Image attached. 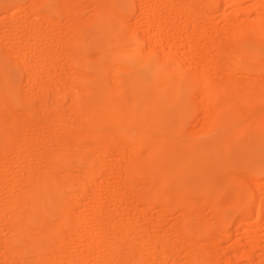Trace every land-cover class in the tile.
<instances>
[{
  "label": "bare ground",
  "instance_id": "6f19581e",
  "mask_svg": "<svg viewBox=\"0 0 264 264\" xmlns=\"http://www.w3.org/2000/svg\"><path fill=\"white\" fill-rule=\"evenodd\" d=\"M182 1L90 0L88 19L79 18V0H24L10 17L9 8L0 11V27L28 40L14 51L17 61L5 52L14 39L5 35L8 43L0 45V184L13 192L11 204L0 194V203L10 204L0 207L10 213L6 220L1 211L9 233L0 242L4 264H221L214 249L232 239L231 259L250 264L264 248V180L248 169L264 174L256 153L264 138L246 132L264 133V0L239 8L259 9L257 18L212 26L211 34L200 20L210 24L215 0ZM138 5L152 21L148 37L129 24ZM47 36L49 50L42 44ZM44 65L48 79L54 72L67 80L43 85ZM17 66L29 96L17 84ZM211 70L232 78L216 79ZM12 106L23 108L21 124L3 115L14 114ZM196 111L203 115L200 135L186 128ZM16 139L14 151L8 145ZM10 149L28 165L18 161L27 184L8 181ZM204 207L211 221L201 218ZM75 210L79 219L71 216ZM20 217L33 218L37 230ZM35 245L43 251L36 260L29 256ZM224 254L231 257L230 248Z\"/></svg>",
  "mask_w": 264,
  "mask_h": 264
},
{
  "label": "rangeland",
  "instance_id": "374dc122",
  "mask_svg": "<svg viewBox=\"0 0 264 264\" xmlns=\"http://www.w3.org/2000/svg\"><path fill=\"white\" fill-rule=\"evenodd\" d=\"M80 1V5H81V10H82V13L80 14V16H79V18L81 17V18H85V19H88L92 14H93V9H92V7H91V2H90V0H79ZM182 1V0H181ZM189 0H187V2H188ZM224 0H215V4H214V9L213 10H215V11H213V10H206L207 12H208V15H207V17L209 18V15H210V17L212 18L211 19V22H213V24L210 22V26L209 25H207V23L205 22V20L207 19H203V20H200L201 22V25L200 26H202V27H204V29L203 28H201L203 31H209L210 32V34H211V31L213 32V30H211L210 29V27L212 28V26H213V28H223V27H225L227 24L228 25H232L233 26V24L235 23V24H237V22L239 21V22H243V21H247L248 19H253V18H257L258 17V14L260 13V10L259 9H257V8H254V10H252L251 12H250V14L249 13H243V12H239V8H241V6H242V8H246V7H252V6H254V5H256L258 2L256 1V0H247V1H245L244 3H239V2H236V0L233 2L232 0H227L226 2L224 1ZM232 1V2H231ZM19 2H21L22 3V5H24L25 3H24V0H0V11L2 10V9H5V8H9V17L10 16H12V14H13V12L15 11V5L17 4V3H19ZM183 2V1H182ZM185 2V1H184ZM61 7L63 8V7H65L66 9H68L69 7H70V5L69 4H67V5H61ZM140 8V9H139ZM171 10V7H169V8H167V9H165V10H163V13H166V14H162V15H165V16H167L168 15V13H169V11ZM217 11V12H216ZM12 12V13H11ZM92 12V13H91ZM207 12H206V14H207ZM3 12H1L0 13V19L4 16V13L2 14ZM222 13V14H221ZM131 16H130V20H129V24L131 23V24H133V26H134V24L135 25H140L141 26V28H143V30H145V35H146V37H148L149 36V33L147 32L148 31V29H149V27L150 26H152V21H151V19L146 15V14H144V11H142L141 10V7L138 5V7L137 8H135L134 10H132L131 11ZM223 15L224 14V16H221V15ZM27 15V14H26ZM162 15H161V17H162ZM17 16H19V17H23V16H25V14H24V12H19L18 13V15ZM205 17H206V15H205ZM210 19V18H209ZM209 19H208V22H209ZM247 19V20H246ZM62 20L63 21H61V29L62 30H65L66 29V23H67V18H66V16H63V18H62ZM243 20V21H242ZM207 21V20H206ZM179 21H177V25L178 24H180V22L178 23ZM215 23V24H214ZM130 24V25H131ZM206 24V25H205ZM212 24V25H211ZM234 24V25H235ZM176 25V24H175ZM215 25V26H214ZM132 26V25H131ZM178 26H180V25H178ZM205 27H208L210 30H206V28ZM14 32V31H13ZM10 29H8V27L7 26H5V27H0V45H1V43L3 42V39L5 38L4 36L5 35H7L8 36V38L9 39H14L13 41H12V43H14V44H12V46H8L6 43H8L5 39V41H6V43H4V44H6L5 46H6V50H5V52H7V53H11V54H14V51H17L18 49H19V47H21V46H24V44L26 43V41H28V40H26V39H24V38H22L20 35H18V34H16V33H13ZM148 35V36H147ZM150 35H151V33H150ZM6 36V37H7ZM181 37V36H180ZM221 37V36H220ZM8 38H6V39H8ZM219 37H217V39H218ZM222 38H225V37H222ZM221 38V39H222ZM50 37H45L44 39H42V44H43V47H45V48H47L48 49V46H49V41H50ZM180 40V41H179ZM174 41H177L179 44L181 43V38L179 39V36H176L175 38H174ZM222 41V40H221ZM23 42H25V43H23ZM223 43L225 42V39H223V41H222ZM21 43V44H20ZM18 44V45H17ZM23 44V45H22ZM26 44H28V42L26 43ZM2 45H3V43H2ZM4 46V45H3ZM50 47V46H49ZM199 48L201 49L202 48V46L200 45L199 46ZM12 49H14V50H12ZM49 50V49H48ZM181 50H183L182 48H180V50H178V51H181ZM183 52V51H182ZM182 52H180V56H182L183 58H186V55L185 54H183ZM199 53L201 54V52L199 51ZM202 53H204V52H202ZM15 55V54H14ZM16 57V55L14 56V57H12L13 58V60H15L16 59V61H17V58H15ZM210 59V57H209V55H206V56H200L198 59H197V62H205L206 60H209ZM259 60H261L262 62H264V51L262 52V54L261 55H259ZM18 61H19V59H18ZM60 63L61 64H63V62L62 61H60ZM186 65L185 66H187L188 67V64H187V61H186V63H185ZM20 65V64H19ZM48 65H44V66H42L41 68H39V73L41 72L42 73V83H43V85H49V86H56L57 84H59V82H65L66 80H67V78H62L60 75V77L59 76H57L56 74H59V73H56L55 74V77H53V73L51 74L52 75V77L51 78H49L50 79V82H48V78H47V75H48V70H49V67H47ZM44 67V68H43ZM187 67H185V68H187ZM65 68V67H64ZM22 71V68H21V66L19 67V66H17V67H15L14 68V73H15V77H16V79L18 80V86L20 87V89H21V93L24 95V96H29L30 95V90H29V86L27 85V83L25 82L26 80H24L25 79V75H23V73L21 72ZM200 73H204V71H199ZM205 74V73H204ZM209 74L210 75H212L213 77H215L216 79H219V80H221L222 78H224V77H230V78H232V76H225V72H224V74H223V72H218V71H216V70H211V71H209ZM242 76H245V75H242ZM263 78H264V74H263ZM45 79V80H44ZM38 86H36V88H37ZM34 91L36 90L35 89V87H34V89H33ZM200 91V89H198L197 90V98H196V101H198V102H200V97H198V95H200V93L201 92H199ZM199 98V99H198ZM249 104L250 105H252V106H254V102H253V100H249ZM67 106L65 105L64 106V108H66ZM14 108V110H15V108L16 107H14V106H12V109ZM4 109V108H3ZM11 109V108H10ZM5 110L6 111H8V108H5ZM3 111V112H6V111ZM14 110H12V111H14ZM16 110H18V112L16 111ZM15 110V115L14 114H12L11 115V112L10 111H8V112H10V114H8V113H3V115L4 116H6V117H8L9 115V117H17L16 119H17V123L18 124H21V121H22V118H23V113L22 112H24L23 111V108H21V107H18L17 109ZM6 114V115H5ZM8 114V115H7ZM21 115V116H20ZM202 116V117H201ZM201 116H200V113L199 112H194L193 114H192V116L190 117V118H188L187 119V121H186V128H187V131H188V133H193V132H191V131H194V133H196V134H199V133H197V130H199V128H200V130H201V128H202V123H203V115L201 114ZM12 117V118H13ZM18 117H19V119H18ZM197 117V118H196ZM197 119V120H196ZM19 120H21V121H19ZM196 120V121H195ZM199 121V122H198ZM195 122V123H194ZM198 122V123H197ZM196 123H197V125H196ZM201 123V124H200ZM190 124H192V125H190ZM196 125V126H195ZM201 126V127H200ZM191 127H193V128H191ZM197 127H198V129H197ZM191 129V130H190ZM197 129V130H196ZM198 132H201V131H198ZM246 132H248L247 134H248V137H252L253 135H255V134H257V136H259L260 138H264V133L263 132H257V130L256 129H254V128H252L251 129V131H249L248 129L246 130ZM249 133H250V136H249ZM246 134V135H247ZM253 134V135H252ZM200 135V134H199ZM252 135V136H251ZM262 135V136H261ZM14 143V144H13ZM15 143H17L18 144V141H17V139H16V141L15 140H12V142H11V144H12V146H11V144L10 145H8V146H10L13 150H14V147H16V145L17 144H15ZM15 145V146H14ZM50 148V147H49ZM11 150V149H10ZM13 150H11L10 152H12ZM258 150V149H257ZM15 151V150H14ZM13 151V152H14ZM243 151V150H242ZM241 151V152H242ZM12 152V154L10 153V156H11V158L9 157L8 158V163H10V162H12V163H10L9 165H10V168H8V170H10L11 171V173H9L8 175H10V176H8V181H10V183L11 182H14L15 180L14 179H17V181L18 180H20V182H22L23 184H27L28 183V181L30 180V177H29V175L27 174V172L25 173L24 171H21L23 168H22V166H20V165H23V164H20V162H22V161H24V160H21L20 158H18V157H16V154H14ZM256 153L257 154H259V156H260V160H261V163H262V166H264V146L261 148V150H258V151H256ZM12 161H11V160ZM17 159V160H16ZM18 161H20V162H18ZM22 163H25V161L24 162H22ZM20 164V165H19ZM9 165H8V167H9ZM13 167H12V166ZM24 165H27L26 163L24 164ZM28 166V165H27ZM27 166H23V167H27ZM19 167H21V168H19ZM248 168V167H247ZM253 167H249L248 169H250V171H251V173L253 174V177L255 178V179H263L264 180V174H263V172L262 171H260V170H255V171H252L251 169H252ZM21 169V170H20ZM12 174V175H11ZM13 174H14V176H13ZM258 176V177H257ZM12 177H13V179H12ZM15 177V178H14ZM22 180V181H21ZM24 180V181H23ZM2 183V182H1ZM7 183H9V182H7ZM4 187H6L5 189H3ZM9 187L6 185L5 186V184H0V190H2V191H0V194L2 195V194H4V195H2L3 196V199L5 198V200L6 201H8L9 200V198H10V204H11V201H12V198H13V192L10 190V188H9V190L12 192H9V190H7ZM6 191V192H5ZM8 191V192H7ZM0 195V196H1ZM12 195V196H11ZM7 198V199H6ZM0 199H2L1 197H0ZM2 199V200H3ZM2 200H0V201H2ZM5 200H4V202H5ZM8 202H6L5 203V205H6V207H7V204H9ZM84 202H86V203H84ZM84 202H82V203H84L83 205H89L88 203H89V200L88 199H86V200H84ZM2 203V202H1ZM0 203V207H3L4 205V203L3 204H1ZM9 204V205H10ZM35 207V205L32 203L31 204V206H30V208L31 207ZM5 207V206H4ZM3 207V208H4ZM6 207H5V209H6ZM33 207V208H34ZM8 208V207H7ZM1 211H3V215H4V213H6L5 211H4V209H1L0 208V220H2V221H0V235H1V237H0V242L1 241H3V240H5V239H7L9 236V233H8V224L6 225V223L5 222H3L4 220L3 219H5L3 216H2V218H1V214H2V212ZM7 211H9L8 209H7ZM32 211H33V213H35V211H34V209H31V212L29 213L30 215H31V213H32ZM28 212H29V210H28ZM78 212H79V210H75V211H73V213H71V216L73 217V218H75V219H79V214H78ZM8 213V212H7ZM6 213V215L7 216H5L6 217V220H9V218H10V213H8L7 214ZM32 213V214H33ZM28 214V213H27ZM76 214V215H75ZM8 215H9V217H8ZM75 216H77V217H75ZM177 216V215H176ZM176 216H172V217H176ZM228 216H229V221L230 220H233L234 218H235V209L234 208H231L230 210H229V214H228ZM201 218H204V222H207V221H211L212 219H213V215H212V213H210V211L207 209V207H204L203 208V210H202V216H201ZM22 219H23V221H22ZM5 220V221H6ZM21 223H23V224H32V227H31V225H28L30 228H32V229H34L35 228V230H37V225H36V221H34L33 220V218H30L29 219V222H28V219L26 218V219H24V217H20L19 219H18ZM26 222H25V221ZM168 220V219H167ZM207 220V221H206ZM255 220L253 219V221L252 222H254ZM20 222H19V225H20ZM31 222V223H30ZM90 222H91V225L92 226H94L95 224H96V221H94L93 220V218H90ZM169 222H171L170 220H168V223ZM35 225H34V224ZM7 226V228H6V226ZM22 225V224H21ZM260 225H262V224H260ZM36 226V227H35ZM264 227V226H263ZM262 227V228H263ZM235 228L237 229V233L239 234H242L243 233V230L242 229H240V227L238 226V225H235ZM261 228V233L258 231L257 232V234H261V236L264 234V228L262 229ZM7 229V230H6ZM155 229V228H154ZM152 229V232H162L161 230H158V229ZM211 233H215L214 231H216V229H215V227H211ZM263 233V234H262ZM239 234V235H240ZM260 234H259V236H260ZM264 236H262V239L261 240H263L262 241V243L264 242V238H263ZM173 240H176V238H174ZM235 242V240L234 239H232V240H230V241H227V242H223V243H221L220 244V246L219 247H216V249H218V250H216V249H214V253L215 252H217V253H215L216 255H219L218 253H220V257H218L217 256V259H218V262L219 263H221V264H226L227 262H229L228 260H230L231 258H232V256L236 253V250L235 249H233L232 248V244H234V242ZM73 240L70 242V244H69V246H71L70 248H71V253H72V250H76L75 249V246L73 245ZM34 245V244H33ZM263 246H264V243L262 244ZM15 246H17V245H15ZM73 246V247H72ZM37 246L35 245V249H33V251H32V254L31 255H29V256H31L30 258L32 259H37L36 258V255L39 253V252H41L42 250L40 249V248H36ZM229 248H230V255L229 256H231V257H226L225 256V252H226V250H229ZM241 248V249H240ZM82 251H84L85 253L87 252V253H89L88 252V250L86 251V246L85 247H81L80 248ZM239 249L240 250H245L246 249V246H241V247H239ZM261 249V248H260ZM260 249H258L257 251H256V254H255V259H253V261L254 262H252V264H258L259 263V260L261 259V256L262 255H264V248H262V250H260ZM40 250V251H39ZM216 250V251H215ZM260 250V251H259ZM39 251V252H38ZM77 251V250H76ZM219 251V252H218ZM259 251V252H258ZM0 252H2V248H1V246H0ZM33 252L35 253V255L33 254ZM43 252V251H42ZM46 253H47V251H45ZM42 253V254H46V253ZM262 252V253H261ZM73 253H76L75 251L73 252ZM86 253V254H87ZM41 254V253H40ZM39 255V254H38ZM181 255H183V253H181ZM48 256H50V255H48ZM257 256V257H256ZM1 258H2V256H0V264H4L3 263V261L2 260H4L3 258H2V260H1ZM46 258H47V256H46ZM222 258V259H221ZM221 262H220V261ZM258 260V261H257ZM231 264H248L247 263V261H245V260H240V261H237L235 258H233V259H231ZM235 261V262H234ZM256 261L258 262V263H256ZM251 262H250V264H251ZM61 264H63V263H61Z\"/></svg>",
  "mask_w": 264,
  "mask_h": 264
}]
</instances>
